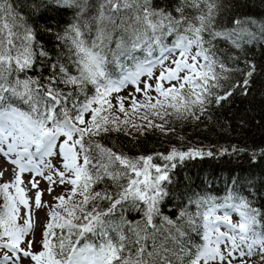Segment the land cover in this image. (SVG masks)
Masks as SVG:
<instances>
[{
    "label": "snow or ice",
    "instance_id": "1",
    "mask_svg": "<svg viewBox=\"0 0 264 264\" xmlns=\"http://www.w3.org/2000/svg\"><path fill=\"white\" fill-rule=\"evenodd\" d=\"M54 5L73 9L75 19L56 37L67 48V64H51L53 71L42 84L26 73L48 52L11 0H0V155L14 166V178L0 184V250H7L0 264H19L21 253L34 264H232L237 257L245 264L243 258L257 248L264 256V209L253 205L238 179L222 199L209 192L188 195L176 219L161 211L177 162L211 157V150L173 146L167 154L130 157L95 139L129 128L164 131L171 115L199 120L213 97L219 104L232 94L214 91L226 68L212 50L213 41L223 38L239 47L245 37L256 39V33L247 27L216 30L215 0H180L172 11L154 8L152 0H97L94 5L54 0ZM246 23L257 25L251 19ZM258 27L264 39V25ZM138 50L146 55L137 56ZM109 65L119 67V73L109 71ZM254 71L252 65L246 77ZM129 84L143 99L133 93L113 97ZM61 85L71 86L75 94ZM248 85L245 78L243 87ZM227 152L223 148L220 154ZM52 157L59 158V167ZM156 158L163 163H154ZM5 171L0 170V178ZM24 173H32L28 183L36 189L34 197L22 186ZM36 176L48 182L49 194L56 178L59 185L71 187L53 197L55 204L46 205ZM105 180L117 191L94 190ZM102 201L107 207L98 203ZM45 206L50 210L41 250L33 252V212ZM126 210L141 213V219L127 220ZM25 243L27 248L21 247Z\"/></svg>",
    "mask_w": 264,
    "mask_h": 264
},
{
    "label": "trees",
    "instance_id": "2",
    "mask_svg": "<svg viewBox=\"0 0 264 264\" xmlns=\"http://www.w3.org/2000/svg\"><path fill=\"white\" fill-rule=\"evenodd\" d=\"M11 2L22 21L33 29L36 41L48 52L46 58H37L36 66L28 70L26 75L39 79L42 84L46 83L53 71L51 64L57 61L67 64V48L56 37L63 34L68 25L74 22V10L58 8L54 5V0ZM96 2L97 0H89L93 5ZM215 2L216 30H239L247 27L257 35V38L252 40L245 37L239 47L223 38L213 41L212 50L226 68V71L221 73V87L214 91L218 95H224L228 91L232 94L219 104L213 97L199 120L191 117L177 119L175 115L167 117L164 131L147 127L142 131L129 128L126 131H110L95 137L103 145L130 157L167 154L173 146L180 150L195 147L213 152L211 157L203 156L186 159L182 163L177 162V167L171 171L172 182L167 185L170 196L161 205V211L172 219H176L187 202L188 195L209 192L222 199L226 187L233 179H238L239 185L244 186L245 194L250 193L249 198L254 206L264 209V39L259 38L258 27L264 25V0ZM179 3L180 0H152L154 8H165L169 11ZM188 11L191 15L196 14L195 10ZM173 15H176L174 11ZM237 19L245 23L237 26L233 23ZM248 19L257 21V25L247 24ZM168 43H171V38ZM110 47H114V44ZM136 54L141 58L146 55L142 50H138ZM153 55H158V52ZM252 65L255 66V71L251 77H246ZM109 71L118 74L120 69L109 65ZM217 71H220L219 68ZM21 78H24V74H21ZM245 78L249 79L247 89L243 87ZM61 87L64 91H72L75 94V89L71 86ZM93 92V87L88 85L87 94L92 95ZM80 99H83V95H80ZM155 122L163 123L158 119ZM223 148H227L228 152L220 154ZM233 148L238 151H233ZM153 162L163 163L159 158ZM105 189L109 192L117 191L108 180L94 186L95 191ZM2 202L0 200V203ZM98 203L107 207V201ZM123 214L129 221L141 219V213L135 210H126ZM119 217L118 210L114 220L118 221ZM155 223L160 224L159 217H156ZM2 254L0 250V255Z\"/></svg>",
    "mask_w": 264,
    "mask_h": 264
},
{
    "label": "rangeland",
    "instance_id": "3",
    "mask_svg": "<svg viewBox=\"0 0 264 264\" xmlns=\"http://www.w3.org/2000/svg\"><path fill=\"white\" fill-rule=\"evenodd\" d=\"M166 64H167V62H166ZM159 71H160V68L157 67L156 69H154V74L158 75ZM147 79H148L147 77H141V80H147ZM149 83H154V81L149 80ZM141 87H143V84H141ZM129 93H133L136 96L137 100L143 99V96L141 93H135L134 86L131 84H129L126 88H124L120 93H113V97H115L116 95L128 97ZM150 95L155 96L156 93L150 92ZM113 103L115 104L114 98H113ZM129 103H130L129 100H125V106L128 107ZM50 159H51V162L53 165H55L57 167L60 166L58 163V160H59L58 157H52ZM13 168H14V166L12 164H10L8 162V160L3 155H0V170L7 169V171L4 172L3 178H0L1 183H4L6 181H10V180H8V178H10V179L14 178V173L12 171ZM45 174H47V173H45ZM6 176H8V177L6 178ZM22 179L24 181V185H22V186L30 189V191L28 192V195L30 197H34V193H35L36 189H31V185L28 183V181L32 179V173L22 174ZM56 179H57V183L52 186L53 191L51 194H49L47 191V189L49 187L48 182L40 176L35 177V180L39 181V189L43 192L42 203L46 202V205L55 204L56 201L53 199V197L59 196L60 194L65 192V189H70V187H71L68 184H65L63 186L59 185L58 178H56ZM12 191H14V190H12ZM49 210H50L49 207L45 206V207H42L40 209H35L33 212V215H34L36 223H37V227H36L35 232H34V241H33V247H32L33 252H39L41 250L40 241L42 239V231H43L44 223L48 219L47 214H48ZM23 212H24V210L21 209V215H23ZM236 219H238V217L236 215H233V220L235 221ZM28 238L32 239L33 234H30ZM21 247L27 248V244L26 243L22 244ZM4 251H7V250L3 249L2 252H4ZM9 255H12V254L9 252ZM19 255H20L19 264H34V262L30 258L24 257L22 253ZM243 260H244L245 264H264V256L261 255L258 248L254 251V253L252 254L251 257L245 256L243 258ZM232 264H241V259L239 257H237L236 259H233Z\"/></svg>",
    "mask_w": 264,
    "mask_h": 264
},
{
    "label": "bare ground",
    "instance_id": "4",
    "mask_svg": "<svg viewBox=\"0 0 264 264\" xmlns=\"http://www.w3.org/2000/svg\"><path fill=\"white\" fill-rule=\"evenodd\" d=\"M8 180H10V181H11L12 179L8 178Z\"/></svg>",
    "mask_w": 264,
    "mask_h": 264
}]
</instances>
